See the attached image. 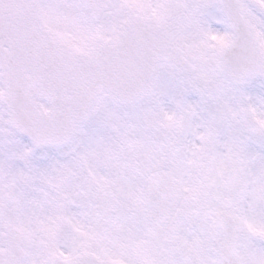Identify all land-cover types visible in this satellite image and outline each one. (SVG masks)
<instances>
[{
	"label": "snow or ice",
	"instance_id": "snow-or-ice-1",
	"mask_svg": "<svg viewBox=\"0 0 264 264\" xmlns=\"http://www.w3.org/2000/svg\"><path fill=\"white\" fill-rule=\"evenodd\" d=\"M0 264H264V0H0Z\"/></svg>",
	"mask_w": 264,
	"mask_h": 264
}]
</instances>
